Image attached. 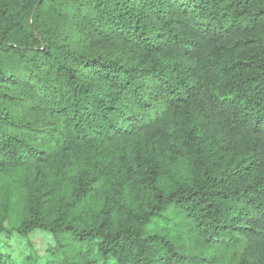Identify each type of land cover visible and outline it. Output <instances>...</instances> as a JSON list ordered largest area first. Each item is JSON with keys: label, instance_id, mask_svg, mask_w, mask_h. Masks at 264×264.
I'll return each mask as SVG.
<instances>
[{"label": "trees", "instance_id": "trees-1", "mask_svg": "<svg viewBox=\"0 0 264 264\" xmlns=\"http://www.w3.org/2000/svg\"><path fill=\"white\" fill-rule=\"evenodd\" d=\"M0 264H264V0H0Z\"/></svg>", "mask_w": 264, "mask_h": 264}, {"label": "rangeland", "instance_id": "rangeland-1", "mask_svg": "<svg viewBox=\"0 0 264 264\" xmlns=\"http://www.w3.org/2000/svg\"><path fill=\"white\" fill-rule=\"evenodd\" d=\"M14 223L15 222L13 220H10L7 222V225L12 226L14 225ZM40 236L42 235L39 232H34L32 236L30 237V243L31 245H33V247H35V249L37 250L39 254H42L44 250L46 249L47 244L43 241V239ZM10 244H11V247H9ZM21 245H24L23 247L26 246L24 242H21ZM3 250L7 251L8 253H14V254H17L19 251L13 239L5 244V246L3 247Z\"/></svg>", "mask_w": 264, "mask_h": 264}]
</instances>
